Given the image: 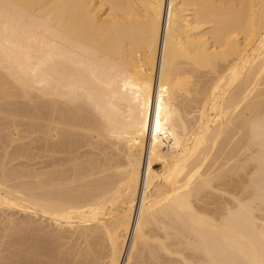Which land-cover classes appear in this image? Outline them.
<instances>
[{"label":"bare ground","instance_id":"obj_1","mask_svg":"<svg viewBox=\"0 0 264 264\" xmlns=\"http://www.w3.org/2000/svg\"><path fill=\"white\" fill-rule=\"evenodd\" d=\"M93 138L96 179L14 162ZM0 143V264H67L15 210L82 264H264V0H0Z\"/></svg>","mask_w":264,"mask_h":264},{"label":"rangeland","instance_id":"obj_2","mask_svg":"<svg viewBox=\"0 0 264 264\" xmlns=\"http://www.w3.org/2000/svg\"><path fill=\"white\" fill-rule=\"evenodd\" d=\"M24 128H26V127H23L22 129H24ZM81 132L82 131H78L77 133L80 134ZM99 141H100V139L93 138L92 142L94 144L91 146L90 145L75 146V148H73L74 152L72 154L60 153V154L55 155L56 156L55 158H51V157H47V156H41V157L38 156L37 158L33 157L31 159H28V161L25 159L23 160V158H22V160H21V158H17L18 161H14V162L25 161L26 167H31V165L33 164L32 167H34V168L36 167V169H38L39 171H44V170L50 171L53 169H70L76 162L83 161L84 163H86L87 169L83 170L82 172H78V176L90 178V176L92 175L91 176L92 179H96V178L100 177L103 173H101L102 170H101L100 166H98V168L96 167L95 169H92L91 164H94L95 166H96V164L97 165L103 164L105 162L106 156L107 157L109 156L108 158L110 160L114 157L116 158V156H114V154L117 153L115 146L110 145V143L108 141H107V143L104 142V144L97 143ZM24 142L28 143L27 145H29V146H34V145L39 144L38 141L32 142V141H30L29 138L25 139ZM1 144L2 143H0V145ZM17 144H18V146L15 145L14 147L10 148L11 150L15 149V151H14L15 153H17L19 151L18 148H19L20 142ZM20 146H22V148H23L22 144ZM29 146L24 145V148H27ZM22 148L20 147L19 153L22 151ZM10 149H9V151H10ZM2 151L3 150L0 149V152H2ZM44 153L47 154L48 152L47 153L44 152ZM110 155L112 157H110ZM19 159H20V161H19ZM51 161H55L56 163L53 165L48 164V163H51ZM111 161H112V163L115 162V160H111ZM36 163H38V165ZM39 164L42 165V167H40ZM39 168H44V169L41 170ZM206 198H208V196ZM206 198H204V201L202 202V204L206 203V205L203 206L205 208L209 207V205H207V204H211L210 207L212 205H214V203L212 204V202H214V201H216L218 203L219 202L223 203V201L225 200L224 198H227V197L226 196L222 197L221 195H219V193H217V194L211 193V194H209V198L208 199H206ZM211 208H213V206ZM10 213H11L10 215H13L12 218L18 224H21V222H23L24 220H34L35 219L34 220L35 225L41 224L45 227L44 231L51 232L50 235L53 234L51 236L52 241L50 240L51 241L50 245H51V247L53 245L52 249L55 251L54 253H55V255H57L59 257V259L60 258L65 259L67 261L66 262L67 264H82V261L84 259L83 255L85 254V250L88 247V241H87V238L85 237V235L82 234L81 232H82V230L87 229L88 232L90 233L91 232L90 228H84L82 226L77 227V228H67V227L63 228V227H58L57 224L51 222V220H49L48 218H45V217H41V218H43V219H41L42 220L41 221L40 217H38V216H34V215L31 216V215L26 214V213H24V215H23V213H20V212L18 213V211H16V210L12 211ZM0 214H1L0 215L1 216L0 217V232H1V226L3 228L4 225H6V224L1 222L2 221L1 219H2L4 214L2 212H0ZM26 217H27V219H26ZM86 226L89 227V224H87ZM145 230L147 232L152 231V233H155L156 231H158V227H157V225L151 224V225L147 226L145 228ZM1 240H3V239L0 238V241ZM43 246H45V245H43ZM145 250H146V248L143 246V243L140 242L138 245V251H136V253H137L136 259L139 258V260H141L142 254ZM186 251L181 250V251H178L177 253L174 252V253H170V254H168L166 251H162V257H163V259H168V260L174 259L176 261H180L183 258L182 254ZM188 252H186V253H188ZM160 264H173V263L167 262V263H160Z\"/></svg>","mask_w":264,"mask_h":264},{"label":"built area","instance_id":"obj_3","mask_svg":"<svg viewBox=\"0 0 264 264\" xmlns=\"http://www.w3.org/2000/svg\"><path fill=\"white\" fill-rule=\"evenodd\" d=\"M138 209H139V205H138ZM136 216H137V212H136Z\"/></svg>","mask_w":264,"mask_h":264}]
</instances>
